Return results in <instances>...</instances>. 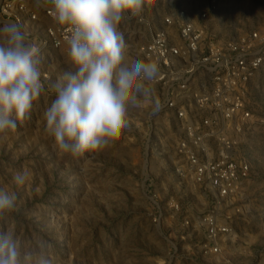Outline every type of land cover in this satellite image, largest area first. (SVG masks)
Returning a JSON list of instances; mask_svg holds the SVG:
<instances>
[{
	"label": "rangeland",
	"instance_id": "rangeland-1",
	"mask_svg": "<svg viewBox=\"0 0 264 264\" xmlns=\"http://www.w3.org/2000/svg\"><path fill=\"white\" fill-rule=\"evenodd\" d=\"M30 1L37 8L35 0ZM206 7L207 0H153L143 17L155 21L174 10L185 8L196 14ZM38 12L39 27H22L40 41V33L52 22ZM217 19L213 29L220 38L264 32V0H221ZM135 21L121 25L132 57L133 46L144 40L134 29ZM5 22L0 17V27ZM42 54L45 92L34 102L30 118L18 123L6 142H0V189L17 196L12 212L0 217V231L14 230L25 246L38 239L50 241L56 264H264L261 135L239 138L237 150L250 158L254 176L243 185L239 198L229 201L233 236L226 259L204 258L199 250L203 232L182 228L181 218L174 221L170 208L174 199L182 207L183 217L195 220L209 204L189 178L177 175L172 121L162 114L150 116L148 109H133L130 127L105 150L86 153L78 160L59 155L44 131L43 112L54 99L49 82L68 70L69 64L65 51L45 49ZM248 100L257 116L264 118V67ZM24 169L31 171L32 178L18 187L13 177ZM149 190L161 195L160 226L152 217Z\"/></svg>",
	"mask_w": 264,
	"mask_h": 264
},
{
	"label": "built area",
	"instance_id": "built-area-1",
	"mask_svg": "<svg viewBox=\"0 0 264 264\" xmlns=\"http://www.w3.org/2000/svg\"><path fill=\"white\" fill-rule=\"evenodd\" d=\"M220 6L221 0H207V7L196 14L184 8L155 21L136 18L134 29L144 40L132 52L133 57L159 63L161 76L155 88L164 104L159 114L172 121L177 137V175L189 178L209 200L205 213L191 220L183 217L182 207L172 199L174 221L181 218L182 228L203 232L199 250L204 258L226 259L233 236L229 201L238 199L243 185L254 176L250 158L237 150L239 138L258 134L264 139V118L257 116L248 100L264 67V32L220 38L213 29ZM35 8L30 0H2L0 17L37 28L41 11L52 22L40 33L41 55L45 49L66 52L67 31L54 23L51 5ZM147 196L154 204L153 220L160 226L161 195L149 190Z\"/></svg>",
	"mask_w": 264,
	"mask_h": 264
},
{
	"label": "clouds",
	"instance_id": "clouds-1",
	"mask_svg": "<svg viewBox=\"0 0 264 264\" xmlns=\"http://www.w3.org/2000/svg\"><path fill=\"white\" fill-rule=\"evenodd\" d=\"M51 5L50 15L66 29L68 70L48 84L54 94L43 112L44 131L59 155L78 160L99 153L130 127L133 109L158 115L164 104L155 85L157 61L132 57L121 25L139 18L153 0H35ZM41 42L19 23L0 27V142L31 116L45 92ZM32 178L28 169L13 177L16 186ZM17 196L0 189V217L12 212ZM0 264H56L54 245L38 239L25 246L12 229L0 231Z\"/></svg>",
	"mask_w": 264,
	"mask_h": 264
},
{
	"label": "bare ground",
	"instance_id": "bare-ground-1",
	"mask_svg": "<svg viewBox=\"0 0 264 264\" xmlns=\"http://www.w3.org/2000/svg\"><path fill=\"white\" fill-rule=\"evenodd\" d=\"M43 55V54H42Z\"/></svg>",
	"mask_w": 264,
	"mask_h": 264
}]
</instances>
